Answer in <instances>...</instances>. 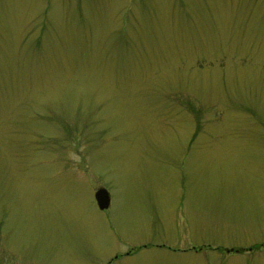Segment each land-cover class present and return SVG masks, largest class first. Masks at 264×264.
Returning <instances> with one entry per match:
<instances>
[{
  "label": "rangeland",
  "instance_id": "obj_1",
  "mask_svg": "<svg viewBox=\"0 0 264 264\" xmlns=\"http://www.w3.org/2000/svg\"><path fill=\"white\" fill-rule=\"evenodd\" d=\"M0 264H264V0H0Z\"/></svg>",
  "mask_w": 264,
  "mask_h": 264
},
{
  "label": "water",
  "instance_id": "obj_2",
  "mask_svg": "<svg viewBox=\"0 0 264 264\" xmlns=\"http://www.w3.org/2000/svg\"><path fill=\"white\" fill-rule=\"evenodd\" d=\"M94 199L100 211L108 209L110 206L109 193L105 189H99L95 192Z\"/></svg>",
  "mask_w": 264,
  "mask_h": 264
}]
</instances>
